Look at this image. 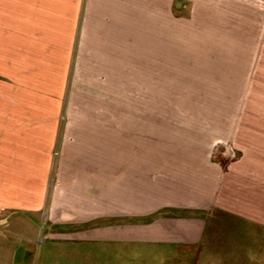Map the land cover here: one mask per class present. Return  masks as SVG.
<instances>
[{
	"label": "crops",
	"instance_id": "crops-1",
	"mask_svg": "<svg viewBox=\"0 0 264 264\" xmlns=\"http://www.w3.org/2000/svg\"><path fill=\"white\" fill-rule=\"evenodd\" d=\"M169 2L0 0V264H35L38 247V264H61L49 260L57 240L180 249L215 235L214 221L264 231V165L224 164L211 128L170 135L155 124L164 102H132L122 117L123 86L168 83L170 25L155 27L153 13L168 17ZM25 230L32 247L13 241ZM257 248L208 252L232 263Z\"/></svg>",
	"mask_w": 264,
	"mask_h": 264
},
{
	"label": "rangeland",
	"instance_id": "rangeland-1",
	"mask_svg": "<svg viewBox=\"0 0 264 264\" xmlns=\"http://www.w3.org/2000/svg\"><path fill=\"white\" fill-rule=\"evenodd\" d=\"M169 3L168 17L160 11L153 13L155 27L161 26L162 20L170 25L168 83L165 78L164 84L153 78L154 92L142 91L140 85L138 91L123 86L122 117L128 116L131 109L127 106L132 102H164L163 109L154 110V117H164L167 121L157 119L155 124L169 127L170 135H178L184 126L211 128L218 135L217 152L224 158V164L229 166L245 157L244 160L249 158L255 164L264 165V0H170ZM184 4L187 8L180 9ZM157 34L161 36V28L155 29V37ZM139 54L147 56L140 48ZM153 56L155 62L160 61L158 50L153 51ZM145 65V61H139V67L145 68ZM104 96L107 103L119 100L117 93ZM110 111L113 112L107 108L108 116ZM66 113L65 109L60 116L66 117ZM175 143L178 144L177 140ZM58 155L56 149L55 159ZM213 224L210 229L217 228V233L212 235L210 231L197 247L162 249L123 244L102 249L95 243L86 247L82 242L57 240L50 241L55 247L50 250L49 260L61 264H98L99 260L107 264L114 260L116 264H264V231L239 221H214ZM18 235L13 241L34 246L32 231H21ZM41 240L43 245L51 246L47 238ZM208 246L258 248L254 250L256 253L235 254L241 258L226 263L215 258L225 253L208 252ZM201 254L212 256L211 261L201 260ZM45 257L36 248L35 264Z\"/></svg>",
	"mask_w": 264,
	"mask_h": 264
},
{
	"label": "water",
	"instance_id": "water-1",
	"mask_svg": "<svg viewBox=\"0 0 264 264\" xmlns=\"http://www.w3.org/2000/svg\"><path fill=\"white\" fill-rule=\"evenodd\" d=\"M178 6H181V3H178Z\"/></svg>",
	"mask_w": 264,
	"mask_h": 264
}]
</instances>
